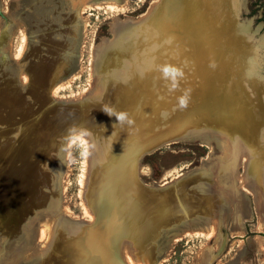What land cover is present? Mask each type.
<instances>
[{"label": "rangeland", "instance_id": "obj_1", "mask_svg": "<svg viewBox=\"0 0 264 264\" xmlns=\"http://www.w3.org/2000/svg\"><path fill=\"white\" fill-rule=\"evenodd\" d=\"M252 1L0 0V264H264Z\"/></svg>", "mask_w": 264, "mask_h": 264}, {"label": "clouds", "instance_id": "obj_2", "mask_svg": "<svg viewBox=\"0 0 264 264\" xmlns=\"http://www.w3.org/2000/svg\"><path fill=\"white\" fill-rule=\"evenodd\" d=\"M158 71L161 74V78L169 82V91L175 92L179 90L180 81L184 78V72L181 68L171 64H163L159 67ZM176 99L178 108L181 110L186 109L190 102V90H184L183 94L179 95ZM101 110L109 117H115L118 124L122 127L125 124L130 126L134 123V121L131 119V117L126 111H118L115 108L109 107L107 105L102 106ZM68 131L70 134H72L73 142H75L76 140H80L81 137L87 135L86 131L82 129L78 130L76 128H70ZM77 131L78 135L75 134ZM81 143L86 145V141H81ZM87 154L88 148L87 146H85L82 155Z\"/></svg>", "mask_w": 264, "mask_h": 264}, {"label": "trees", "instance_id": "obj_3", "mask_svg": "<svg viewBox=\"0 0 264 264\" xmlns=\"http://www.w3.org/2000/svg\"><path fill=\"white\" fill-rule=\"evenodd\" d=\"M256 14L258 16L256 17L255 22H262L264 24V0H253L251 2L249 16Z\"/></svg>", "mask_w": 264, "mask_h": 264}, {"label": "bare ground", "instance_id": "obj_4", "mask_svg": "<svg viewBox=\"0 0 264 264\" xmlns=\"http://www.w3.org/2000/svg\"><path fill=\"white\" fill-rule=\"evenodd\" d=\"M115 26V25H114ZM105 42V41H104ZM80 62V61H79ZM79 76V75H78ZM72 80V79H71ZM71 82V81H70ZM69 83V82H68ZM96 86V85H95ZM236 147L238 148L239 147V144H237L236 145ZM239 158H240V160H241V162H240V164H242L243 165V162L244 163H249L250 161H252L251 160V157L247 154V153H241L240 155H239ZM245 164V165H246ZM238 172V171H237ZM238 174V173H237ZM240 176V175H239ZM235 180H236V177H235ZM246 188V187H245ZM243 190H244V187L242 188ZM254 192V191H253ZM39 227V226H38ZM46 227V226H45ZM45 227H43L44 228V233H45V230H46V228ZM48 227V226H47ZM263 230L264 231V227H260V230ZM147 232V231H146ZM188 232V231H187ZM186 232V233H187ZM190 232V231H189ZM43 232L41 233V234H44ZM194 233V232H193ZM211 233V232H210ZM182 234H184V233H182ZM182 234L180 233L179 235H181L182 236ZM178 235V234H177ZM40 236H42V235H40ZM44 236H45V234H44ZM180 237V236H179ZM178 238V237H177ZM87 239V238H86ZM46 240V239H45ZM87 240H89V239H87ZM86 240V241H87ZM134 255V254H133ZM132 257V256H131ZM131 261H133V260H131ZM42 264H48V263H42ZM88 264V263H87ZM132 264V263H131Z\"/></svg>", "mask_w": 264, "mask_h": 264}]
</instances>
